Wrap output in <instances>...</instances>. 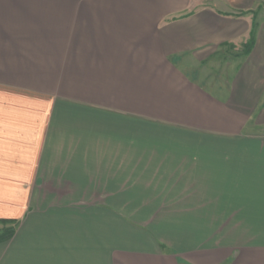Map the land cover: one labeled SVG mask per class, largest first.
I'll list each match as a JSON object with an SVG mask.
<instances>
[{
  "label": "crops",
  "instance_id": "1",
  "mask_svg": "<svg viewBox=\"0 0 264 264\" xmlns=\"http://www.w3.org/2000/svg\"><path fill=\"white\" fill-rule=\"evenodd\" d=\"M0 224V264H264V0H0Z\"/></svg>",
  "mask_w": 264,
  "mask_h": 264
},
{
  "label": "trees",
  "instance_id": "2",
  "mask_svg": "<svg viewBox=\"0 0 264 264\" xmlns=\"http://www.w3.org/2000/svg\"><path fill=\"white\" fill-rule=\"evenodd\" d=\"M1 222H3V224H6V223H11L12 221H10V220H4V221L1 220ZM15 230L16 229H15L14 226L4 227L3 230H0V241L6 240V239L12 237V235H14V233H15Z\"/></svg>",
  "mask_w": 264,
  "mask_h": 264
},
{
  "label": "rangeland",
  "instance_id": "3",
  "mask_svg": "<svg viewBox=\"0 0 264 264\" xmlns=\"http://www.w3.org/2000/svg\"><path fill=\"white\" fill-rule=\"evenodd\" d=\"M227 57H228V56H227ZM225 58H226V57H225ZM9 226H12V225H8V227H9ZM4 227H7V226L4 225V226L2 227V225L0 224V230H3Z\"/></svg>",
  "mask_w": 264,
  "mask_h": 264
}]
</instances>
